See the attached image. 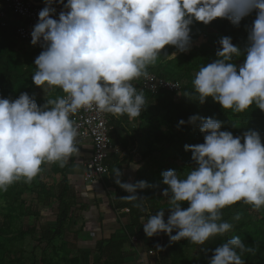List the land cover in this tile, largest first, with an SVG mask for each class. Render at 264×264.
<instances>
[{
	"label": "clouds",
	"instance_id": "1",
	"mask_svg": "<svg viewBox=\"0 0 264 264\" xmlns=\"http://www.w3.org/2000/svg\"><path fill=\"white\" fill-rule=\"evenodd\" d=\"M53 2L45 0L31 32L32 45L44 49L35 58L32 82L59 88L65 95L43 106L28 93L14 101L0 99V192L21 180L30 183L45 164L66 166L80 151L78 127L72 119L78 111L127 116L132 123L140 119L147 101L132 81L150 78L147 69L162 54L175 59L176 52L164 51L167 46L187 51L194 21L209 25L227 19L239 26L256 12L244 63L233 62L242 55L241 49L231 37H222L218 58L198 70L194 90L183 95L201 105L211 98L233 113L253 105L264 112V0H67V11H61L58 19L53 18ZM198 120L204 143L185 145L195 167L184 177L171 169L162 173L166 186L162 195L168 198L170 214L167 222L164 210L149 215L143 223L147 237L165 233L172 241L204 245L232 229L222 221L226 207L243 202L257 212L264 209L261 135L248 130L234 137L221 131L220 121L195 115L188 123ZM139 167L132 164L134 170ZM121 175L117 168L114 182L128 193L121 199L147 211L145 199L136 195L138 189L149 187L147 182H122ZM184 203L187 208H182ZM249 251L234 236L215 248L209 264H245L242 255Z\"/></svg>",
	"mask_w": 264,
	"mask_h": 264
},
{
	"label": "trees",
	"instance_id": "2",
	"mask_svg": "<svg viewBox=\"0 0 264 264\" xmlns=\"http://www.w3.org/2000/svg\"><path fill=\"white\" fill-rule=\"evenodd\" d=\"M36 3L35 0H32ZM44 5L45 1H41ZM67 0L63 1L64 5ZM256 18V12L253 11L249 16L245 17L239 24L234 26L227 19H216L209 25L194 21L190 26L191 50L184 54L179 52L172 46H167L164 50L169 55L176 52L175 59L163 54L158 58L155 66H150L147 70L161 79H168L179 83L180 88L175 92L162 91L157 94L143 92L147 104H158L165 109L169 115L167 123V134L148 142V135L140 134V127L129 126V122L123 117L117 118L109 114V122L114 129L122 130L124 136L117 141L112 140L113 144L121 147L120 155L110 154L105 161L107 166L106 180L108 189L106 195L109 201L111 210L116 213L117 208L125 207L129 210L126 214V222L118 221L120 231L111 233L107 238L100 237L95 240L94 249L91 253L94 261L91 264H123L125 262L126 253L125 246L131 245L132 238L141 243L146 253L152 252L153 262L148 264H209L214 250L228 239L238 236L245 245L252 251L245 252L242 259L245 264H264V209L259 212L254 211L250 205L243 202L226 207L222 210V221L230 223L233 227L224 236L211 238L204 245H197L188 240L165 242V233H159L153 237H147L143 230V223L147 221L149 215H153L158 211L164 210L165 222H167L170 214L168 198L162 195V191L166 188L165 185L153 184L150 174L144 175L145 163H148L151 158V151L159 144H166L169 148L182 147L183 149L177 153L174 158L172 170L178 172L175 162L183 164L187 168L182 172V177L187 175L191 168L195 167L192 160V153L185 151V145H196L204 143V135L200 132L199 120L195 124L188 123L189 117L195 115L203 118H212L218 120L222 124L221 131H229L233 136H243V133L248 130L257 131L264 143V112H261L253 105L249 110L243 113H233L231 110H223L221 106L208 98L201 105L197 101L186 98L183 94L185 91L192 92L193 80L198 70L215 61L217 50L221 48L219 40L222 37H231L235 46L241 49L242 55L239 58H234V63L240 66L244 63L246 49L248 47L249 23L247 21ZM15 31L12 26L0 27V99H9L14 101L22 93H28L34 97L38 106H43L46 101L33 96L28 84L32 82L34 75L35 58L41 53L37 50L31 55L26 67L18 70L17 65L20 61L17 58L20 52H16L13 48ZM28 42V41H26ZM32 45L31 42H28ZM33 46V45H32ZM134 84V82L132 81ZM65 94L61 89L55 88V94L52 100L63 97ZM142 119H138V122ZM184 120L185 124L180 125L179 121ZM145 144L146 148L140 151L139 144ZM243 143V140L241 141ZM160 146V145H159ZM162 147L156 149L155 154H158ZM75 153L69 158L65 167L59 165L53 167L54 173L61 175V182L56 186H47L41 179L45 170V165L42 166L41 173L34 178L30 183L23 180L13 183L9 186L6 192H0V205L3 208L2 216L4 221L0 225V264H6V255L18 254L12 260L11 264H25L26 252L18 247V244L26 237H33L35 242L34 253H32V264H60L58 261H53L49 258L44 249L45 246H51L57 239L63 238L67 228L72 220L76 217L77 212H84L87 208L86 196L78 193L76 188L70 183L69 172L75 161ZM137 158V160H136ZM144 162V163H143ZM132 164L140 165L136 171V176L131 182L136 184L139 181H149V187L138 189L136 195L144 198V207L147 211L133 207L134 202H127L121 199L127 196L128 193L122 190L114 182V173L117 168L120 169L122 182H127V177L123 174L126 168L132 167ZM148 164L146 165V167ZM28 194L27 198L23 196ZM188 204H182V208H187ZM56 209L54 225L36 224L23 227V224L15 229L13 226L16 220H20L22 214L37 213L40 220L41 209ZM144 216L145 220L141 221L140 217ZM37 217V218H38ZM237 217H239L237 219ZM118 220V217L116 218ZM175 235V232H173ZM166 244L167 261L161 254V248ZM161 247V248H160ZM9 257V256H8ZM71 264H80L77 259L71 261Z\"/></svg>",
	"mask_w": 264,
	"mask_h": 264
},
{
	"label": "rangeland",
	"instance_id": "3",
	"mask_svg": "<svg viewBox=\"0 0 264 264\" xmlns=\"http://www.w3.org/2000/svg\"><path fill=\"white\" fill-rule=\"evenodd\" d=\"M13 19L15 20V16H12ZM11 17V18H12ZM17 19L21 20V22H25L23 18L16 17ZM255 18L250 19L247 21L249 23V29L253 26ZM192 45L190 44V47L187 51L183 52L186 54L191 50ZM13 48L15 51L18 53L20 52L17 61H20V63L17 65L18 70L22 69V67H26L31 61V55H33L37 50L32 46L30 43L26 42L25 40L22 39H14L13 42ZM169 59H173L170 58ZM28 89L30 93L35 96L38 99H44V100H52L55 94V88L48 89L46 86H36L33 82H30L28 84ZM44 89V90H43ZM169 121V115L165 109H163L162 106L158 104H152L149 105L147 104L144 111L142 112V119L138 122L132 123L129 122V126L131 127H136L138 129L140 127V134L143 135H148L149 139L148 142L153 141L154 139L160 137L163 134H167V123ZM162 147V150L159 151L158 154H155L156 149L160 146ZM156 147H153L154 150L151 151V158L149 159L148 163H145V172L144 175L150 174V179L153 184H159L163 185L162 183V173L164 171H167L169 169L172 170V165L174 164L175 157L178 152H180L183 148L180 147H175V148H169L166 144L162 145L159 144ZM140 151L145 150L146 146L142 142L139 144ZM137 160V158H136ZM144 163V162H143ZM148 166L146 167V165ZM178 168V174L182 175V172H184L187 168L183 167V164L180 162H175ZM59 164L58 163H53V164H47L45 166L44 173L41 176L42 181L47 185V186H56L58 183L61 182V175L58 173H54L52 168L57 167ZM82 167L84 166V163L82 164ZM84 172L83 169L79 168L78 172ZM136 171L132 167L126 168L124 170V175L129 177V181L132 182L133 177L136 176ZM147 184H149V181H146ZM84 183V182H83ZM85 186L82 187L81 184L79 186L75 187L78 193L80 191L83 192L88 187H91V182H86L84 183ZM92 184H95V187L98 185H105L108 187V182L106 180V176H103L100 179H96L95 181H92ZM104 187V186H103ZM81 193V192H80ZM101 193V192H99ZM84 194V193H82ZM28 194L25 193L23 196L24 199H28L27 196ZM2 206L0 205V225H2L4 221V217L2 216ZM38 213V212H37ZM37 213H32V214H22L20 216V220H16L13 224L12 227L15 226V229L19 228L22 224L23 227H27L29 225L38 224L40 223L42 226L43 225H54L55 223V214H56V209H41L40 211V220L38 217ZM38 217V218H37ZM87 217V216H86ZM89 217V216H88ZM90 218H84V215L80 212H77L76 217L72 220L70 223L69 227L67 228L68 232H65L63 238L57 239L56 241L53 242L51 246H45L44 249L46 251V254L48 255L49 258H52L53 261H58L60 264H71V261L74 259H77L80 264H91L94 259L91 257V253L93 252L94 249V240L95 237H100L99 234V229L98 228H92L91 227V220L89 221ZM86 225V226H85ZM174 234V233H172ZM165 242L170 240L169 236L165 234ZM33 237L26 236L20 244H18L19 248H22L24 252H26V260L25 264H32L33 257L32 253H34V247H35V242H34ZM166 244L163 248H161V254L165 257L167 261V252L166 249ZM18 254H13L11 255H6V264H11L9 262V259H14ZM9 256V257H8ZM138 260V259H137Z\"/></svg>",
	"mask_w": 264,
	"mask_h": 264
},
{
	"label": "built area",
	"instance_id": "4",
	"mask_svg": "<svg viewBox=\"0 0 264 264\" xmlns=\"http://www.w3.org/2000/svg\"><path fill=\"white\" fill-rule=\"evenodd\" d=\"M63 1L54 0L52 4V7L55 9L54 19H58L60 12L64 11ZM44 7V5H39L32 0H0V27L12 26L16 39L31 42V32L38 22L39 12ZM9 14L23 18L25 22L23 24H12L8 19ZM34 48L41 52L44 50L41 44L35 45ZM149 74L150 78L148 79L141 77L133 81V85L139 91L157 94L162 91L175 92L180 88L179 83L175 81L158 78L152 73ZM72 119L77 125L79 132L77 146L84 145L85 143H90L91 145L90 157L84 163V181L92 182L93 180L100 179L107 174L105 161L110 154L120 155L122 153L121 147L112 142V134L115 129L109 122V114L95 109H82ZM118 211L120 215L129 212L125 207ZM132 242H136V239L132 238ZM149 254H152V252ZM138 264L146 263L140 261Z\"/></svg>",
	"mask_w": 264,
	"mask_h": 264
},
{
	"label": "crops",
	"instance_id": "5",
	"mask_svg": "<svg viewBox=\"0 0 264 264\" xmlns=\"http://www.w3.org/2000/svg\"><path fill=\"white\" fill-rule=\"evenodd\" d=\"M35 1L37 4L40 5L42 4L41 1L44 2L45 0H35ZM44 6H46V4H44ZM12 16L13 15L11 14L8 15V19L10 23L12 24H23L24 23V22H21V20L17 19L16 17L14 20ZM122 117L124 118V120L129 122L127 116H122ZM123 136L124 134L122 130L116 129L114 133L112 134V140L114 141H117V139L120 140L121 138H123ZM78 147L80 151L78 153H75L76 158L69 172V180H70V183L75 187L76 186L78 187L79 184H81L82 187H84L85 186L84 183H86V181H84V173H85L84 169L85 168L82 167V164L85 163L90 157L91 145L90 143H85L84 145H79ZM79 168L83 169L84 172L81 171L79 173L78 172ZM134 178L135 177H133V179ZM127 179H128V183H131L129 181V177H127ZM103 186L98 185L95 187V184H92L91 182V187L86 188L85 190H83V192L80 191L81 193H84V195L86 196V201H87V208L84 212H81V215L82 214L84 215L85 221H88L86 220V218H90L89 221L91 220V227L99 229L100 237L107 238L111 233L120 231V225L118 221L125 223L127 213L120 215L118 210H120L123 207L117 208L116 213H114L111 210L109 201L106 195V191L110 192V190L108 189L107 186L105 185ZM117 217H118V220L116 219ZM100 237H95V240L99 239ZM95 240H94V243H95ZM124 251L126 253V258L123 264H138L140 261L148 264L149 262L151 263L154 260L153 255L146 253L144 246L138 241L132 242L131 245L125 246Z\"/></svg>",
	"mask_w": 264,
	"mask_h": 264
}]
</instances>
